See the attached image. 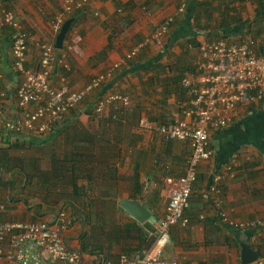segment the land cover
Masks as SVG:
<instances>
[{
    "label": "crops",
    "instance_id": "obj_1",
    "mask_svg": "<svg viewBox=\"0 0 264 264\" xmlns=\"http://www.w3.org/2000/svg\"><path fill=\"white\" fill-rule=\"evenodd\" d=\"M64 1L0 0L27 33L26 67L37 66L42 42L55 44L50 21ZM179 3L89 0L70 16L73 22L58 52L67 68L53 72L52 84L79 90L122 62L98 94L130 95L132 106L116 118L111 111L95 116L91 106H80L45 136L5 131L6 122L21 117L14 97L20 77L12 69L9 31L1 32L0 203L5 207L0 222L53 223L64 213L71 221L64 236L81 251L84 264H118L122 254L142 257L153 248L156 225L147 231L119 203L145 204L158 222L167 211L165 180L183 175L190 148L147 131L142 120L155 126L183 119L189 96L181 80L195 70L202 45L227 40L256 48L264 43V0H186L182 12ZM168 16L174 17L168 34L128 57ZM209 145L212 157L198 167L185 212L189 224L170 228L161 257L178 264H242V243L264 257V235L252 243V230L220 224L201 197L217 172L222 206L231 220L264 218V104L239 106L227 128L211 132Z\"/></svg>",
    "mask_w": 264,
    "mask_h": 264
},
{
    "label": "built area",
    "instance_id": "obj_2",
    "mask_svg": "<svg viewBox=\"0 0 264 264\" xmlns=\"http://www.w3.org/2000/svg\"><path fill=\"white\" fill-rule=\"evenodd\" d=\"M88 5L89 0H65L60 13L50 21L52 30L58 35L63 23ZM185 6L186 0H180L178 12L184 11ZM0 10V34L8 29L12 69L20 77L14 97L21 117L6 122L5 131L14 135L27 131L45 136L58 128L70 111L84 106L88 100L95 116L111 111L116 118L132 106L130 95L119 92L98 94L105 80L122 62L92 78L79 90H72L65 83L59 86L52 84L53 72L60 66L67 68L54 43L42 42L37 66L34 69L26 67L27 33L15 14L4 9L1 3ZM173 21V16L166 17L128 57L137 54L150 42L166 36ZM181 86L189 96L182 110L183 119L170 125L155 126L142 120L141 126L165 141H177L189 146L190 155L186 159L183 175L165 180L167 211L155 224L158 237L153 248L142 257L122 254L118 264H178L161 257L169 230L178 224H189L185 212L189 208L198 167L212 157L209 145L211 132L227 128L239 106L254 105L264 100V55L257 54L247 42L217 40L202 45L195 70L182 78ZM234 159L233 156L227 163L228 171ZM221 181L222 176L213 172L210 183L201 193L202 200L214 208L220 224L240 231L252 230L251 242L255 243L259 236L264 235V218L231 220L222 206ZM4 207L0 203V212L4 211ZM70 225L71 221L64 213L55 217L53 223L42 220L0 222V264H84L81 251L70 246L64 236ZM253 264H264V257H258Z\"/></svg>",
    "mask_w": 264,
    "mask_h": 264
},
{
    "label": "water",
    "instance_id": "obj_3",
    "mask_svg": "<svg viewBox=\"0 0 264 264\" xmlns=\"http://www.w3.org/2000/svg\"><path fill=\"white\" fill-rule=\"evenodd\" d=\"M72 22V18L68 19L61 26L54 44V47L57 50L62 49L63 40ZM119 207L125 215L135 221L138 225H141L147 231L152 232V226L155 225L157 221L147 205L142 204L138 201L126 199L120 201ZM258 257L259 253L257 251H254L249 243L241 244L242 264H252L258 259Z\"/></svg>",
    "mask_w": 264,
    "mask_h": 264
},
{
    "label": "trees",
    "instance_id": "obj_4",
    "mask_svg": "<svg viewBox=\"0 0 264 264\" xmlns=\"http://www.w3.org/2000/svg\"><path fill=\"white\" fill-rule=\"evenodd\" d=\"M258 31H263L262 29L260 30H258ZM253 47V46H252ZM254 48V50L256 51V53L257 54H261V55H264V43H262L259 47H253ZM84 106L86 107V106H90V102H86V103H84ZM196 177H197V175H196ZM196 181V180H195ZM195 183V182H194ZM193 183V184H194ZM193 186V185H192ZM134 187H135V189H138L139 188V183L136 181L135 183H134Z\"/></svg>",
    "mask_w": 264,
    "mask_h": 264
},
{
    "label": "rangeland",
    "instance_id": "obj_5",
    "mask_svg": "<svg viewBox=\"0 0 264 264\" xmlns=\"http://www.w3.org/2000/svg\"><path fill=\"white\" fill-rule=\"evenodd\" d=\"M261 104H264V100L261 102Z\"/></svg>",
    "mask_w": 264,
    "mask_h": 264
}]
</instances>
